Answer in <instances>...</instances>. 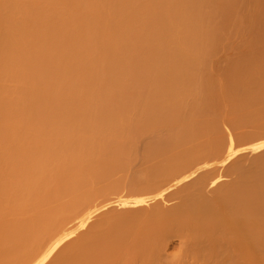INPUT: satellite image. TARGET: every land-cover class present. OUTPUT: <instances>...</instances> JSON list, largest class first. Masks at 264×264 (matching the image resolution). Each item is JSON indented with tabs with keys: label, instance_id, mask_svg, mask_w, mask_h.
Wrapping results in <instances>:
<instances>
[{
	"label": "bare ground",
	"instance_id": "1",
	"mask_svg": "<svg viewBox=\"0 0 264 264\" xmlns=\"http://www.w3.org/2000/svg\"><path fill=\"white\" fill-rule=\"evenodd\" d=\"M47 258L264 264V0H0V264Z\"/></svg>",
	"mask_w": 264,
	"mask_h": 264
},
{
	"label": "rangeland",
	"instance_id": "2",
	"mask_svg": "<svg viewBox=\"0 0 264 264\" xmlns=\"http://www.w3.org/2000/svg\"><path fill=\"white\" fill-rule=\"evenodd\" d=\"M239 14V13H238ZM236 17H238V16H236ZM237 114H239V115H237ZM236 115L235 114H233L232 116L233 117H235L236 116V118L238 117V116H240V112L239 113H237ZM232 117V118H233ZM239 118V117H238ZM132 120H133V118H131ZM204 120H206V117H203V116H200V117H198V116H193V118L192 119H186V120H183V121H180V127L181 128H183V126H185V125H188L190 122H200V121H204ZM237 120V119H236ZM129 121H131V120H129ZM129 121H128V123H129ZM237 121H239L240 122V119L239 120H237ZM238 122V123H239ZM237 123V122H236ZM237 123V124H238ZM170 127H175V126H172V125H170ZM152 128H153V126H142V125H137V126H135V127H133V128H131L127 133H126V137L123 139V146L130 152V153H132L131 154V161H136V160H140L141 158H143V157H145V154L148 152L147 150H151L152 152H155V151H157L159 148H160V146L157 144V143H155V144H152L150 141H148L147 139H146V137H148L150 134H151V130H152ZM241 129V128H240ZM242 130V129H241ZM237 131V130H236ZM243 131V130H242ZM224 134L226 133V134H228V135H230V137H231V139L233 140V142H236L235 140H234V137H233V132H235V131H231L229 128H227V127H224ZM128 133H130V134H128ZM237 133V132H236ZM245 138V137H244ZM243 138V139H244ZM243 139H241L240 141V144H241V146L244 144H242V140ZM244 141H246V138H245V140ZM239 144V145H240ZM190 144H188L187 146H189ZM184 147L182 146V147H180V149L179 150H182ZM179 150H176V151H179ZM175 152V151H174ZM241 153H237V154H235L234 156H232L233 158H231V159H233V162L234 161H239L240 159L237 157V155H240ZM230 159V160H231ZM232 161V160H231ZM241 161V160H240ZM128 161H126L125 163H127ZM233 162H230V161H227L225 164H227L228 165V163H233ZM229 164V165H230ZM126 165L127 164H125V166H124V169L125 168H127L126 167ZM227 165H225V166H227ZM128 166V165H127ZM123 168L122 169H119V170H123L124 171V173L125 174H128V172L126 173V169L124 170ZM127 169H130V168H127ZM122 172V171H121ZM131 172V171H130ZM129 172V173H130ZM117 173H119L120 174V171H116V175H117ZM121 175V174H120ZM120 175H117L119 178H121V176ZM122 175H123V173H122ZM130 175H131V173L128 175V179H129V177H130ZM114 175H112V177H113ZM111 177V178H112ZM116 177V176H115ZM114 177V178H115ZM117 177V178H118ZM124 177H126V175H124ZM110 178V180H112ZM113 178V180L115 181V180H117L116 182H119V179H114ZM127 179V180H128ZM110 180H108V182L107 183H109V182H111ZM122 180H123V177H122ZM113 182V181H112ZM120 182H122L121 180H120ZM124 183L123 184H126L127 182H125V179H124V181H123ZM104 182H102V184H103ZM101 184V183H100ZM97 185V187H95V188H101V186H104V184L103 185ZM105 184H106V182H105ZM128 185V184H127ZM129 186V185H128ZM125 187V186H124ZM129 188V187H128ZM122 189V191H120V193H122L123 192V188H121ZM127 190L126 189H124V193H122L121 195H126L128 192H126ZM126 193V194H125ZM144 196H149V199H151V197H154V194L152 195H144ZM69 196H66L65 198H63V200H61V201H57V202H52V203H50V204H46V205H44V206H42L41 208H40V211H46V210H49V209H51V208H54V207H56V206H58L59 205V203H61V202H63V201H68L69 200ZM70 232V228L67 230V233H69ZM49 258H47L46 259V261H45V264L47 263V260H48ZM44 264V263H43Z\"/></svg>",
	"mask_w": 264,
	"mask_h": 264
}]
</instances>
